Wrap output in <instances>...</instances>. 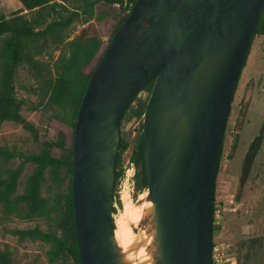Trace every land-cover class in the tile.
<instances>
[{
    "label": "water",
    "instance_id": "obj_1",
    "mask_svg": "<svg viewBox=\"0 0 264 264\" xmlns=\"http://www.w3.org/2000/svg\"><path fill=\"white\" fill-rule=\"evenodd\" d=\"M263 8L264 0H135L88 79L74 123L70 194L80 264H128L113 235L114 158L121 116L149 81L140 131L152 264H211L220 144Z\"/></svg>",
    "mask_w": 264,
    "mask_h": 264
},
{
    "label": "rangeland",
    "instance_id": "obj_2",
    "mask_svg": "<svg viewBox=\"0 0 264 264\" xmlns=\"http://www.w3.org/2000/svg\"><path fill=\"white\" fill-rule=\"evenodd\" d=\"M20 9L21 5L16 0H0V16ZM95 13L99 15L98 21L93 20L84 25L73 22L67 40L75 38L83 28L88 27V35L94 36L103 48L108 43L109 33L123 10L117 4L111 6L99 4L95 7ZM23 15L25 18L30 16L26 12H23ZM50 46L48 55L38 56V59L49 65L59 55V51L53 45ZM1 47L2 38H0ZM92 65L86 67L84 72H89ZM12 84L16 98L37 102L35 96L27 94V89L35 87V82L22 66L16 70ZM144 95L145 92L139 94L131 104V108L142 103ZM20 115L36 129V139L34 140L19 125L4 122L0 125V147L9 151L14 149L26 156L45 152L67 163L69 157L66 149L70 141L67 126L72 122L69 106L64 110H58L55 116H52L53 113L47 109L29 111L26 107H22ZM141 117L142 114L128 118L126 114L119 125V140L126 144V149L120 153L119 162L115 167L119 175L114 180L112 190L113 219L118 218L140 197H144L145 188L137 175V168L133 165V175L130 177L131 172L127 171L128 166L125 165L141 134ZM60 134L63 135V145L57 147L55 143L62 139ZM250 148L251 152H249ZM19 163L20 160L17 158L7 162L0 158V179L7 176L8 170L16 169ZM34 168L35 165L32 163L24 166L16 181L15 195L23 193L27 178ZM70 180L71 175L68 174L66 165L56 170L52 167L44 170L39 196L45 201V207L39 217L22 219L18 212L5 213L0 205V249L7 247L11 264H73L69 256L49 261L47 252L52 248L50 242L19 240L12 234L16 230L36 228L60 236L56 222L63 216ZM213 205L220 214L219 219L211 226L213 248L211 252L215 250L213 252L223 254V259L234 261V264H264V38L262 35L254 34L236 83L221 141Z\"/></svg>",
    "mask_w": 264,
    "mask_h": 264
},
{
    "label": "trees",
    "instance_id": "obj_3",
    "mask_svg": "<svg viewBox=\"0 0 264 264\" xmlns=\"http://www.w3.org/2000/svg\"><path fill=\"white\" fill-rule=\"evenodd\" d=\"M16 1L21 5L20 10L0 16V38H2V47L0 48V125L4 122L19 125L35 140L37 131L20 115L22 107H26L29 111H36L39 108L47 109L53 113L52 116H55L58 110H64L66 106H69L72 117V122L67 126L70 132V141L66 149L69 157L67 163L45 152L39 155L26 156L14 149L9 151L0 147L2 161L7 162L14 158L20 160L16 169L8 170L7 176L0 179V205L5 213L15 211L20 214L22 219L27 220L41 216L45 207V201L39 196V187L43 181L44 170L48 167L56 170L60 166L66 165L68 174L71 175L74 123L86 84L111 37L125 19L135 0ZM99 4L107 6L117 4L123 10L119 20L109 33L108 43L101 48L96 38L88 35V27L83 28L75 38L67 40L70 33L69 28L73 22L84 25L93 20L98 21L99 15L95 13V7ZM23 12L30 16L25 18ZM51 13L53 14L51 15ZM254 34L262 35L264 38V8ZM50 45L59 51V55L51 65L38 59V56L42 54L48 55ZM91 64H93L91 69L85 73L84 69ZM21 66L35 82V87H29L27 94L35 96L36 103L18 99L14 95L13 76ZM151 85L152 81H149L141 90L145 92L146 96L149 94ZM135 97L125 108L120 122L126 114H128V118L131 116L138 117L142 114L145 101L131 108L130 104ZM60 137L62 139L55 143L57 147L63 145V135L60 134ZM142 147L143 142L140 134L135 149L131 153L130 161L137 168V175H139L143 188H145L141 160ZM125 149L126 144L119 140L114 158V180L119 175L115 171L119 162V155ZM27 163L34 164L35 168L27 178L23 193L15 195L16 181ZM56 226L60 231V236H56L54 232H42L36 228L16 230L12 234L16 235L19 240L50 242L52 248L47 252L49 261H56L69 256L73 264H80L74 239L70 187L65 197L63 216L57 219ZM0 264H11L10 252L6 246L0 249Z\"/></svg>",
    "mask_w": 264,
    "mask_h": 264
},
{
    "label": "bare ground",
    "instance_id": "obj_4",
    "mask_svg": "<svg viewBox=\"0 0 264 264\" xmlns=\"http://www.w3.org/2000/svg\"><path fill=\"white\" fill-rule=\"evenodd\" d=\"M140 197L113 219V235L117 247L128 264H152L153 230L150 227L152 205ZM115 224V226H114Z\"/></svg>",
    "mask_w": 264,
    "mask_h": 264
},
{
    "label": "built area",
    "instance_id": "obj_5",
    "mask_svg": "<svg viewBox=\"0 0 264 264\" xmlns=\"http://www.w3.org/2000/svg\"><path fill=\"white\" fill-rule=\"evenodd\" d=\"M142 92L140 91L135 98H137L139 96V94H141ZM147 96L144 95L142 97L143 101H146ZM131 104H133V101L131 102ZM130 104V105H131ZM137 105V104H136ZM128 166L127 171L131 172V175H129L130 177L133 175V163L130 161V156L127 158L126 164ZM219 214L220 211L218 209H215V206H212V213H211V226L213 223H216V221L219 219ZM213 249V248H212ZM215 251V250H213ZM211 252L210 254V259H211V264H234V261H228L227 259H223L222 256L223 254H218L215 252ZM228 261V263H227Z\"/></svg>",
    "mask_w": 264,
    "mask_h": 264
},
{
    "label": "flooded vegetation",
    "instance_id": "obj_6",
    "mask_svg": "<svg viewBox=\"0 0 264 264\" xmlns=\"http://www.w3.org/2000/svg\"><path fill=\"white\" fill-rule=\"evenodd\" d=\"M249 152H251V148H250V151Z\"/></svg>",
    "mask_w": 264,
    "mask_h": 264
},
{
    "label": "crops",
    "instance_id": "obj_7",
    "mask_svg": "<svg viewBox=\"0 0 264 264\" xmlns=\"http://www.w3.org/2000/svg\"><path fill=\"white\" fill-rule=\"evenodd\" d=\"M7 14V13H6Z\"/></svg>",
    "mask_w": 264,
    "mask_h": 264
}]
</instances>
